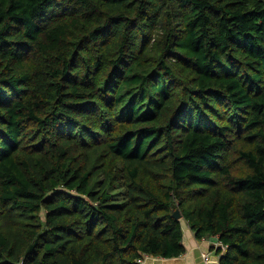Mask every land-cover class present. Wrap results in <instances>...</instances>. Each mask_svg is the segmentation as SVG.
I'll list each match as a JSON object with an SVG mask.
<instances>
[{"label": "trees", "instance_id": "obj_1", "mask_svg": "<svg viewBox=\"0 0 264 264\" xmlns=\"http://www.w3.org/2000/svg\"><path fill=\"white\" fill-rule=\"evenodd\" d=\"M183 221L264 264V0H0V264L179 257Z\"/></svg>", "mask_w": 264, "mask_h": 264}, {"label": "crops", "instance_id": "obj_2", "mask_svg": "<svg viewBox=\"0 0 264 264\" xmlns=\"http://www.w3.org/2000/svg\"><path fill=\"white\" fill-rule=\"evenodd\" d=\"M186 223V222H185ZM184 244L186 246V253L179 257L174 258H162V257H152L147 256L145 259V264H204L202 254L204 252H210L212 262L214 264L219 263V255L214 249L219 245L216 237H211L207 239H198L195 236L194 231L186 223L184 225Z\"/></svg>", "mask_w": 264, "mask_h": 264}, {"label": "built area", "instance_id": "obj_3", "mask_svg": "<svg viewBox=\"0 0 264 264\" xmlns=\"http://www.w3.org/2000/svg\"><path fill=\"white\" fill-rule=\"evenodd\" d=\"M204 264H214L212 262L211 253L210 252H204L202 254Z\"/></svg>", "mask_w": 264, "mask_h": 264}, {"label": "water", "instance_id": "obj_4", "mask_svg": "<svg viewBox=\"0 0 264 264\" xmlns=\"http://www.w3.org/2000/svg\"><path fill=\"white\" fill-rule=\"evenodd\" d=\"M174 216H175L176 218H178V219H181V218H182V214H181L180 210H176V211L174 212Z\"/></svg>", "mask_w": 264, "mask_h": 264}, {"label": "rangeland", "instance_id": "obj_5", "mask_svg": "<svg viewBox=\"0 0 264 264\" xmlns=\"http://www.w3.org/2000/svg\"><path fill=\"white\" fill-rule=\"evenodd\" d=\"M183 223H184V225L186 226V223H185V221H183ZM143 264H145V260L143 261Z\"/></svg>", "mask_w": 264, "mask_h": 264}]
</instances>
